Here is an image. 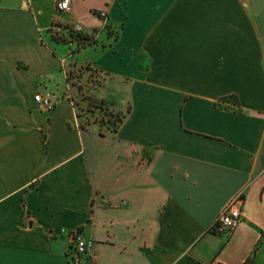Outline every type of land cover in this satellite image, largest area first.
Returning <instances> with one entry per match:
<instances>
[{"label": "crops", "instance_id": "1", "mask_svg": "<svg viewBox=\"0 0 264 264\" xmlns=\"http://www.w3.org/2000/svg\"><path fill=\"white\" fill-rule=\"evenodd\" d=\"M55 3L0 0V264H70L75 231L80 264H264V0ZM82 66L117 83L91 94L112 133L80 127ZM240 192L234 234L211 232Z\"/></svg>", "mask_w": 264, "mask_h": 264}, {"label": "rangeland", "instance_id": "2", "mask_svg": "<svg viewBox=\"0 0 264 264\" xmlns=\"http://www.w3.org/2000/svg\"><path fill=\"white\" fill-rule=\"evenodd\" d=\"M93 36L91 33L85 39L76 35L72 37L73 41H79L77 44V48H79L82 44L90 42ZM64 41H68V39L65 37ZM66 71L70 72L69 95L73 99L80 126L85 128L94 123L100 126V132L112 133L122 121L123 113L110 109L103 103L94 100L91 95L92 90L106 89L110 85L112 86L111 79L94 71L90 66L66 68ZM113 87H117V83L113 84Z\"/></svg>", "mask_w": 264, "mask_h": 264}, {"label": "built area", "instance_id": "3", "mask_svg": "<svg viewBox=\"0 0 264 264\" xmlns=\"http://www.w3.org/2000/svg\"><path fill=\"white\" fill-rule=\"evenodd\" d=\"M56 10L60 13H70L72 10L71 0H56ZM99 18L105 20L106 12H98ZM52 30L57 34H80L82 29L79 25H64L58 26L54 24ZM35 101L40 103L44 109H51L53 102L50 97L42 98L40 95L34 97ZM244 203L243 193L236 194L223 207L218 216L210 224L209 230L214 234L229 238L234 234L242 220V206ZM72 245L68 250V260L70 264H80L83 257L92 247V241L85 237L80 231H75L72 234Z\"/></svg>", "mask_w": 264, "mask_h": 264}, {"label": "trees", "instance_id": "4", "mask_svg": "<svg viewBox=\"0 0 264 264\" xmlns=\"http://www.w3.org/2000/svg\"><path fill=\"white\" fill-rule=\"evenodd\" d=\"M80 38L85 39L86 37H80ZM91 43H92V38L90 39V42H87V43L82 44L81 47H84V46L89 45V44H91ZM79 48H80V47H79ZM69 76H70V72L66 71L67 81H69ZM80 127L83 128L82 126H80ZM115 130H116V129H114V131H115Z\"/></svg>", "mask_w": 264, "mask_h": 264}]
</instances>
